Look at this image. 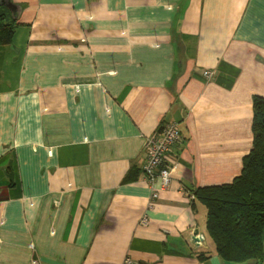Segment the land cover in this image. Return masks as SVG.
Segmentation results:
<instances>
[{
	"label": "crops",
	"instance_id": "0c3cea01",
	"mask_svg": "<svg viewBox=\"0 0 264 264\" xmlns=\"http://www.w3.org/2000/svg\"><path fill=\"white\" fill-rule=\"evenodd\" d=\"M12 1L0 264H235L216 253L196 192L230 182L251 147L264 0ZM168 122L178 138L160 189L141 168Z\"/></svg>",
	"mask_w": 264,
	"mask_h": 264
},
{
	"label": "trees",
	"instance_id": "16d2710c",
	"mask_svg": "<svg viewBox=\"0 0 264 264\" xmlns=\"http://www.w3.org/2000/svg\"><path fill=\"white\" fill-rule=\"evenodd\" d=\"M15 26L1 5L0 46L11 42ZM251 108V147L242 157L240 172L230 182L196 192L206 205L216 253L235 264L264 259V96L253 95Z\"/></svg>",
	"mask_w": 264,
	"mask_h": 264
},
{
	"label": "built area",
	"instance_id": "2783aa9c",
	"mask_svg": "<svg viewBox=\"0 0 264 264\" xmlns=\"http://www.w3.org/2000/svg\"><path fill=\"white\" fill-rule=\"evenodd\" d=\"M205 76L210 77L211 71L205 70ZM178 138L176 124L174 122L166 123L157 135L151 136L147 141L148 155L142 164V173L149 184L157 178L159 179L160 189H166L172 180V171L174 166L167 163V152L169 146ZM151 201L158 196L155 189L151 190ZM140 222L145 224L147 218L142 215Z\"/></svg>",
	"mask_w": 264,
	"mask_h": 264
},
{
	"label": "water",
	"instance_id": "95a60500",
	"mask_svg": "<svg viewBox=\"0 0 264 264\" xmlns=\"http://www.w3.org/2000/svg\"><path fill=\"white\" fill-rule=\"evenodd\" d=\"M1 4L9 10L11 14V18L16 20L18 18L19 13L21 12V5L18 3L13 2L12 0H0ZM195 241H198L199 238L194 237L193 238Z\"/></svg>",
	"mask_w": 264,
	"mask_h": 264
},
{
	"label": "rangeland",
	"instance_id": "374dc122",
	"mask_svg": "<svg viewBox=\"0 0 264 264\" xmlns=\"http://www.w3.org/2000/svg\"><path fill=\"white\" fill-rule=\"evenodd\" d=\"M263 244H264V235H263ZM240 264H264V259L261 261V263H259L258 261L251 260V261H246L245 263H240Z\"/></svg>",
	"mask_w": 264,
	"mask_h": 264
}]
</instances>
